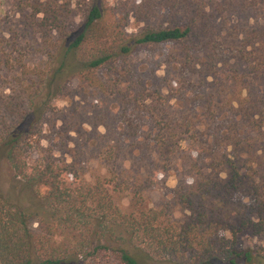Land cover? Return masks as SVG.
Instances as JSON below:
<instances>
[{"label":"trees","instance_id":"16d2710c","mask_svg":"<svg viewBox=\"0 0 264 264\" xmlns=\"http://www.w3.org/2000/svg\"><path fill=\"white\" fill-rule=\"evenodd\" d=\"M22 2L31 10L28 28L43 38L37 51L27 50V56H45L49 68L43 79L30 85L12 77L9 94L0 86V160L8 161L28 190L48 192L43 197L46 210L31 211L0 194V264H85L90 259L95 264H264V247L242 241L264 239V94L250 91L243 77L232 75L221 86L224 96L234 95L223 98L224 116L234 122L218 126L223 119L218 101L207 94L202 98L204 114L158 131L156 144L169 164L176 154L172 139L183 134L181 128L200 142L188 169L196 182L180 185L175 192V204L185 212L181 219L173 218L168 206L150 207L141 189L132 191L124 211L111 182L88 183L82 167L43 145L46 117L54 113L53 104L68 79L79 77L94 86L97 74L126 62L137 48L192 41L207 10L209 19L228 20L264 13V0H183L172 6L178 14L189 12L179 17L178 25L149 28L132 40L109 24L99 5L90 8L81 29L71 36L72 9L66 0ZM88 46L90 54L85 53ZM241 46L237 59L253 76L264 78V22L244 28ZM202 48L210 53L192 73L212 76L215 47L202 43L186 49L183 60L191 62ZM197 121L205 125L203 132ZM119 155L117 143L106 160ZM33 216L40 220V233L31 225Z\"/></svg>","mask_w":264,"mask_h":264},{"label":"rangeland","instance_id":"374dc122","mask_svg":"<svg viewBox=\"0 0 264 264\" xmlns=\"http://www.w3.org/2000/svg\"><path fill=\"white\" fill-rule=\"evenodd\" d=\"M66 2L72 9L71 36L81 29L93 5L102 7L109 24L131 40L149 28L178 25L179 17L189 14L186 9L180 14L172 9L183 0ZM191 7L199 12L195 10L197 5ZM208 13L209 10L205 23L192 41L137 48L126 62L97 74L94 86L79 77L68 79L53 104L54 113L46 117L44 147L68 162H76L83 168L88 183L97 179L111 182L116 201L124 211L128 210L132 191L141 189L150 207L168 206L173 218L181 219L185 212L175 204V192L180 185L195 184L188 169L197 156L200 142L191 138V134H184L187 129L181 128L183 134L172 139L171 149L176 154L173 163L169 164L161 157L156 144L159 129L171 123H183L192 115L204 114L202 98L207 94L218 101L217 110L223 117L218 126L222 128L234 122L233 117L224 116L227 111L224 99H233L234 95L224 96L227 93L221 88L232 75L243 77L254 94H264V78L253 76L250 67L237 59V52L242 50L244 28L263 23L264 13L251 12L245 17L235 16L228 20L217 16L209 19ZM29 15L31 10L25 8L22 0H0V43L3 49L0 54V86L6 94L11 92L8 87L12 77H21L25 85H30L47 75L49 67L45 56H27V50L36 52L43 41L40 34L28 28L26 18ZM202 43L211 50L215 47L217 51L212 76L192 73V68L200 61L207 60L204 57L210 50L202 48L189 63L183 60L184 50L195 49ZM85 48V53L90 54L91 47ZM19 50L23 55L17 52ZM196 123L203 132V122ZM129 131L133 132L130 136ZM117 143L121 155L109 162L106 153ZM47 192V188L38 189V194L28 190L15 177L8 161L0 160V194L11 204L29 211L33 207L46 210L43 197ZM39 221L36 216L31 218V225L37 233L41 232ZM242 241L245 246L264 247V239L245 237ZM85 264H95V261L90 259Z\"/></svg>","mask_w":264,"mask_h":264}]
</instances>
